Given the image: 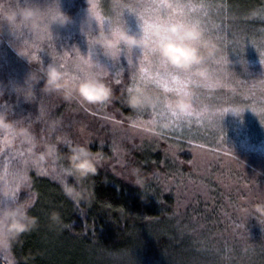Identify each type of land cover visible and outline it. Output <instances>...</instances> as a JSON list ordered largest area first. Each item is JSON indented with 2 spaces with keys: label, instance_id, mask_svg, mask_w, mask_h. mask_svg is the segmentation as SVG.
I'll return each instance as SVG.
<instances>
[{
  "label": "rangeland",
  "instance_id": "obj_1",
  "mask_svg": "<svg viewBox=\"0 0 264 264\" xmlns=\"http://www.w3.org/2000/svg\"><path fill=\"white\" fill-rule=\"evenodd\" d=\"M67 1L60 0V8ZM107 1L120 8L111 11V17L99 9V0L70 2L79 14L69 28L72 35L76 32L81 36L78 42L87 46L84 51L73 47L78 53L75 63L82 77L79 80L83 82L76 84L90 89L89 95L99 103L101 94L110 99L104 102L106 110L130 104L133 115H119L118 123L101 117L93 124H71L65 113L63 131L59 124L51 135L45 126L27 131V141L34 139L31 138L30 150L20 157L23 165L17 168L22 169L23 178L19 184L26 189L31 172L63 180L58 176L57 151L67 147L71 154L75 153L73 160L81 159L95 170L107 167L124 179L136 181L141 169L134 162L142 153L140 148L159 142L164 145L161 150L175 160L186 157V167L204 182L197 190L204 192L203 199L210 207L222 204L223 212L229 214L226 210L230 209L233 215V203L235 207L244 206L235 216L246 221L254 214H262L264 27L258 28V35L253 29H224L185 0ZM52 16L54 22L60 18L58 13ZM59 27L60 22L55 30ZM253 33L256 36L250 35ZM126 90L129 101L122 97L117 101L115 96ZM53 98L61 103L57 93ZM62 110L50 111L58 115ZM116 111L115 115L119 110ZM106 122L114 130L122 126L115 130L116 138L108 137ZM182 176L170 175V183L179 179L186 187L193 184ZM3 182L1 179L0 205L3 203L4 208ZM65 191L74 197L75 190ZM193 200L176 197L173 212H181L182 206L194 204ZM6 218L4 213L1 218L0 213V223ZM174 218L169 222L175 227L173 238L158 229V235L166 238L165 249L160 247L163 241L153 238L147 245L137 247L143 253L135 251L106 259L92 252L91 264H264V241L258 235L236 240L231 232L222 235L227 233L225 229H221L223 233L214 232L215 220L199 216ZM217 221L227 224L223 218ZM152 244L158 249L154 250ZM205 253L208 255L200 256Z\"/></svg>",
  "mask_w": 264,
  "mask_h": 264
},
{
  "label": "trees",
  "instance_id": "obj_2",
  "mask_svg": "<svg viewBox=\"0 0 264 264\" xmlns=\"http://www.w3.org/2000/svg\"><path fill=\"white\" fill-rule=\"evenodd\" d=\"M38 1L0 0V180L4 181L6 198L4 208L3 203L0 205V213L1 218L2 213L7 215L0 223V247L3 248L0 264H91V254H95L92 252L106 259L135 251L143 253L137 247L142 243L147 245L153 238L163 241L160 247L164 248L166 238L158 235V229L173 238L175 227L169 222L175 221L174 217L212 219L217 223L212 227L214 232L223 233L221 229H225L227 233L222 235L231 232L236 240L258 235L264 241V208L262 214H254L246 221L235 216L244 206L235 207L233 203V215L230 209L226 210L229 214L224 213L222 204L210 207L203 199L204 192L197 190L204 182L186 167V157L179 156L180 159L175 160L169 156L172 154L161 150L164 145L159 142L140 148L142 153L134 162L135 167L141 169L137 182L124 179L107 167L95 170L80 158L75 161V153L73 156L67 147L57 151L58 176L63 180L31 172L27 177L29 186L25 189L19 184V179L23 178L22 169L17 168L23 165L20 157L30 150L33 138L27 141V131L35 132V128L45 126L51 135L53 127L59 125L63 131L65 113L71 124L87 121L93 124L101 117L118 123L119 115H133H130V104L122 109L106 110L104 102L110 99L101 94L99 103L89 95L92 94L90 89L78 84L83 82L79 80L82 77L75 63L78 53L73 47L84 51L87 46L80 44L81 36L76 32L72 35L69 28L79 14L76 5L69 0L60 8V0ZM185 1L202 9L208 20L222 24L224 29L232 28L233 32L247 28L246 31L253 29L258 35V28L264 27V0ZM98 4L106 16L120 9L107 0H99ZM53 13L60 15L56 22ZM58 22L60 27L56 31ZM250 35L256 36V33ZM120 84L121 81L118 86ZM128 90L120 91L116 100L122 97L129 101ZM55 93L61 103L54 100ZM55 109L63 110L56 115L50 111ZM116 110L119 112L115 115ZM120 127L115 130L119 131ZM106 128L108 137L116 138L109 123ZM172 174L178 178L186 174L182 177L193 184L186 187L179 179L170 183ZM65 187L75 190L74 197L68 195ZM182 191L186 193L179 195ZM176 197L177 200L193 198L194 204L183 205L182 211L175 213ZM209 208H213L211 212ZM218 218H223L227 224H219ZM152 245L154 250L158 249Z\"/></svg>",
  "mask_w": 264,
  "mask_h": 264
}]
</instances>
